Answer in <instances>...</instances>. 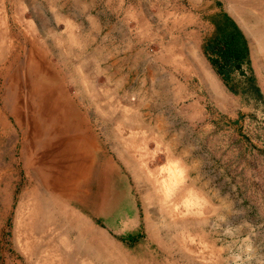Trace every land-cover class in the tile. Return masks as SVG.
Listing matches in <instances>:
<instances>
[{
  "label": "rangeland",
  "instance_id": "374dc122",
  "mask_svg": "<svg viewBox=\"0 0 264 264\" xmlns=\"http://www.w3.org/2000/svg\"><path fill=\"white\" fill-rule=\"evenodd\" d=\"M69 24L83 44L69 53L64 77L56 39H67ZM234 27L245 55L226 80L212 61L211 54L216 55L205 48ZM263 30L264 0H0V264H125L126 251L152 264H264ZM108 32L114 34L106 42ZM116 33L121 35L117 41ZM90 43L96 45L91 59ZM130 46L133 51H128ZM122 50L133 52L128 60L135 66H112V55ZM29 61L31 74L25 66ZM41 62L48 65L44 73ZM200 62L209 76L200 73ZM77 63L90 76L84 82L86 91ZM75 80L82 94H101L102 100H78ZM26 83L30 92H23ZM48 92L71 95L85 118L81 159L85 163L94 158L91 172L96 179L87 191L74 188L69 206L115 243L113 258L103 251L88 252L81 243L65 250L60 244L63 233L73 242L76 233L68 234L62 205L54 203L48 210L47 204H40L41 188L51 189L46 187L47 169L52 155L61 150L56 148L60 136L54 124L44 129L49 123L43 111L25 124L28 110L17 94ZM117 94L125 101L142 98L144 116L127 112ZM62 108L70 127L75 114L67 117L69 109L59 105ZM106 109L112 115L111 129L104 131L100 128ZM123 111L128 113L124 118ZM132 120L135 123H128ZM160 124L165 129H158ZM130 125L142 131L130 132ZM120 137L130 146L117 145ZM167 142L172 144L168 154L179 156L187 166L185 182L193 184L188 234L163 226L162 220L169 224L170 219L147 175L136 177L117 155L132 151V157L142 156L145 168L150 170L152 164L157 170L167 164ZM195 192L208 202L197 205ZM168 207L172 215L173 205ZM148 224L161 225L165 246L159 247L150 236Z\"/></svg>",
  "mask_w": 264,
  "mask_h": 264
},
{
  "label": "crops",
  "instance_id": "0c3cea01",
  "mask_svg": "<svg viewBox=\"0 0 264 264\" xmlns=\"http://www.w3.org/2000/svg\"><path fill=\"white\" fill-rule=\"evenodd\" d=\"M119 24L121 25V23H119ZM27 27L32 30L34 28L33 22L32 21H29L27 23ZM74 28H75V26H73L72 24H69L68 27H65V32L68 35L67 36V39H65L63 36H62V38L60 37V38H57L56 39V45H57V47L59 49L58 63L61 65V68H63L62 70L60 69V73H61V71H63V74L62 75L64 77L65 76L68 77V75L65 72L64 66L67 65V59H68L69 53H73L75 51V49H77V47L79 49L80 47H82V44H83V41H82V38L80 37V34L76 33ZM61 34H63V32ZM106 34H107L106 35V42H107L109 40V34H114V33L113 32H110V33L108 32ZM118 36H121V35L119 33H116L115 35H113V37H114V39L116 41H117ZM134 41H132V43ZM138 41H139V39H138ZM263 41H264V39H263ZM263 41L260 40V43H262ZM48 43L49 42H47V40H46V45ZM115 43H119L120 44V42H114L113 41V44H115ZM76 45H77V47H76ZM138 46L139 45H136V50L138 49ZM93 47L96 50V45L95 46H91V43H90L89 51H92V52H88V55L90 53V59H91V55H92L93 51H94V56L96 54V52L93 49ZM85 48H81V50H85ZM121 49H123V48L121 47ZM133 49H134V46H130L128 48V51L129 50H132L133 51ZM126 51H127V48H126ZM132 56H133V52H130V53H126L125 54L124 53V50H122V52L120 54L114 53L112 55V57H111V60H112L111 64H112V66H117L118 65L119 68H123V67L124 68H127V67L130 68V66L133 67V66H135L134 65L135 62L132 60L133 62L132 63L131 62L129 63V60H128ZM81 58H82V56H81ZM95 60H96V58H95ZM118 60H120V62L119 63H116ZM75 61H76V58H75V60L73 62H71V64L74 63ZM138 63H139V61H138ZM40 64H41V67H42L41 68V71L43 73L46 72V70L43 69V67L46 68L48 65H45V64L43 65L42 62ZM142 64H144V63H141L139 65H142ZM136 65H137V62H136ZM25 66L26 67L27 66H30V68H26V71L28 72V74H31L32 67H33L32 61H29L28 64L26 62ZM81 66H82V63H77L76 64V68H78V70H80L81 72H83L82 73V76L83 77H81L82 82H80V83L83 84L84 90L86 91V89H85V85L86 84L84 82L89 81L90 80V78H89L90 76H89V74H86L85 71H83L82 69L79 68ZM198 66L200 67V73L204 77L205 76H209L210 73L205 68V65L204 64H202L200 62V65H198ZM89 67L94 69V65H90ZM125 72H126V70H125ZM47 74H49V72H47ZM46 81L48 82V80H46ZM93 81H96V80L93 79ZM74 82H75V84H74L75 88H77V91H79L81 93V94H76L75 95V97L78 100L79 99H81V100L83 99L82 101H84V100L85 101H88L90 99L89 100L90 102H95L97 100H100V101L102 100L101 97H99L101 94H82L81 85L76 80ZM62 84L64 85L65 83H62ZM86 87H88V86L86 85ZM103 88H107V87H103ZM215 90H217L216 87H215ZM64 93L63 94H60V96H53V94H51V98L50 97L49 98L47 97L48 98V101L46 100V96H45L46 93H42V94H40V93H38V94H24L25 97H23L22 94H17L18 95V98H20V99H22L24 101V105L26 106V110H28V115H29L28 117L29 118L28 119H27V117L25 118V122H26L25 124L31 123V119L34 118L33 115L36 114L35 113V109H34L33 106H35V107L38 106V110H40V111L43 110V108H45L44 105L46 103L47 104H50V106L52 108H54V109L57 108L55 110L54 109H51V111L48 113V114H50L48 116L50 118V119H48L50 123L48 124V126H47V124H45L44 129L50 130V128L52 127V124H54V125L57 126L56 127L57 129L56 130L59 131L58 136H60V137H59V144H57L56 147L58 149L63 150V151L60 150L59 151L60 154L58 153L59 155L56 152L55 154L52 155L53 158H50L51 159L50 163L53 162V161L54 162L51 163L49 169H47V172H48V179H47V181L48 182L46 183V185H47L48 188L51 187V189H47L46 190L47 191V194L44 193L42 195V197H44V198L41 197L39 199L40 202H41L40 204H47V207L49 209L54 206L53 205L54 203H59V204L63 205L62 206V209L63 210H61V211L64 214L63 215L64 217L62 219L65 220V218H66V220L68 222L67 226L69 227V230H70V231H68V234L71 236L72 231H74L77 234L76 239L73 242L72 240L71 241L69 240V238L66 236V233L65 232L63 233V239H61L60 242H62V243L65 244L64 245V249L65 250L68 251L69 248H73V247H74V249H76V248H78V245H80L78 243H82V245L84 246V249L86 251H88V252L89 251H93L94 253H96L97 251H102L103 250L102 254L105 253L106 254V258H108L109 256L111 258H113L112 249L114 248L113 246L115 245V243L112 242L110 239H108V236H105L106 234H105V232L103 230H102L103 233L100 232L101 231V228H99L96 225L92 224L91 221L88 218L84 217V215L82 213L78 212L75 207L69 206V203H70L69 202V199H72L74 197V196H71L73 194V192H74V188L75 189L76 188H79L83 192L84 191H87L88 190V187H89V185L91 183V181L95 180L96 179V176H92V172H91L94 158H92L91 160L89 159L88 162H87V160H84L86 164L82 161V159H81L82 158V155L80 153V147H81L80 146L81 145L80 140L81 139H79L78 137L75 138V136H79V135L81 136V134H80L81 127L80 126L82 124H85L86 123V122L83 121V120H85V118L81 117L80 107L75 106L74 101H71L70 95L69 94H64ZM103 93L105 94V91L104 90H103ZM47 94H50V93L48 92ZM92 95H94V98H93ZM105 95L110 97L113 94H105ZM105 95L103 97H106ZM115 95L116 94H114L113 96L116 97ZM117 96H120L123 105L125 107H127V109H128L127 112H131V111H134L135 112L136 111L137 114H139L141 116H144L143 115V112H141L143 110V107H144V104L143 103H140V101H143L142 98H136V100H134V101H131V100L125 101V99H123L120 94H117ZM124 97H126V95ZM58 98L60 100V103L58 101H56V99L58 100ZM64 99H66L67 102H65ZM70 102H71V105L69 104ZM90 102H89V104H90ZM18 103H20V102H18ZM59 105L60 106H64L65 105L67 108L70 106V108L73 109V110H71V112H67V117H68V113L70 115H72V113H74L75 114V117H76V118L75 117L73 118V121L74 122L71 125L72 128H71V126L70 127H67V123H64V122H66L65 118L62 119V117L64 115V110L62 108V111H60L61 109L59 110V108H58ZM36 109H37V107H36ZM17 113H18V115L20 114L18 108H16V114ZM104 114H105V117H103V120H104L103 123H105V124H103L102 125L103 128L101 127L100 129L101 130H104V131H107V130L111 129L110 122H108V121H109V119L111 118L112 115H111V112L108 109H106V111L104 112ZM54 115H56V119H53V118H55ZM116 119H117V117L113 119V121L115 123H117L116 121H119L118 119L117 120ZM55 121H57V122H55ZM125 121H127V120H125ZM128 123H130V124L131 123H135V121L132 120L131 122H128ZM92 126L93 125L89 126L90 131L94 130V128ZM26 128L27 127H25V129ZM157 128L161 130V129H165V126H162L160 124V126H158ZM141 129H142L141 127H138V126L135 127V126H132V125H130L129 128H128V130L130 132H133V133L139 132V130H141ZM93 136L94 135H92V137ZM118 142L120 143L119 140H118ZM76 144H77V147H76ZM95 145H96V143H95ZM117 145H119V144L117 143ZM120 145L122 146L121 143H120ZM127 146H130V145H127ZM170 146H172L171 143H168L167 142V143L164 144V147L167 148V153H166L167 164H166V166H162V167H160L157 170L155 169V167L153 168L152 164H151L150 170H149V167L148 166H146V168H145V166H144L145 160L142 158V156L141 157L134 158V157H132L133 156V154H132L133 152L132 151H131L132 153L130 152V154H128V152H126V155H125V153L123 154V152H122L121 156L119 154H117V155L120 158V161L123 162L127 166V168H129V167L131 168L132 167L131 169L135 173L134 175L136 177H139V174H141L140 172H144L147 175L148 180L152 183V185H153V187L155 189V192L157 193L155 195L158 196L159 202L163 205L162 207L164 208V211L166 213L165 216H167L170 219V223L169 224H165L166 222L164 220H162V223L164 224L163 226H172L174 228H177L178 230L182 229L181 230L182 232L188 234L189 233V230H188L187 225H188V223L192 222V220H193V218L191 217L192 216L191 215V211L193 210V202H194L193 201L194 200L193 199L194 198L193 197L194 196V193H193V191H194L193 190V184L192 183H189L188 184V183L185 182V179L187 177V166L185 165V162L179 156L168 154L169 153V148H171ZM71 147H73V150H72ZM68 148H70L72 151L69 150ZM69 151H70V153H69ZM76 151H77V154H76ZM56 154H57V156H56ZM66 155H68V156H66ZM122 155L124 157H122ZM136 155L138 156L139 154H136ZM55 157H58V158H55ZM101 157L102 156L100 155L99 160H101ZM63 158H64V162H63ZM122 158H123V160H122ZM125 158H126V161H124ZM171 158H174V159L178 158L180 164H178V166H176L175 169L172 170V172H170V173L164 172V170H162V169H164V168L165 169L166 168H170L169 167V163L170 164L173 163V161L171 160ZM72 159H74V160H72ZM128 160H129V162H128ZM132 160H134V162ZM135 161L137 163L139 162L140 164H142L143 167L141 168V166H138L135 163ZM26 162H28V161H26ZM61 163H62V165H61ZM128 164H130V165H128ZM56 166L57 167L60 166L61 169H58V168H57V170L54 169L53 167H56ZM52 170H55L56 172L55 171H52ZM49 174H50V176H49ZM77 182H79V183H77ZM164 182H166L165 186L162 185ZM83 184H84L85 189H84V187H82ZM168 186H170V187L168 188ZM162 187H163V189H166V190H164V191H163V189L161 190ZM165 187H167V188H165ZM46 191H43V192H46ZM54 192H55V195H54ZM161 192H162V194H161ZM48 193L50 194V196H49ZM195 193H196L195 196H196V198L198 200L196 202L197 205L202 204L204 202V200H205V203L208 202L207 199H206L207 197L206 198H203L200 193H198V192H195ZM45 194L48 195L47 198H46V195ZM76 197H77L76 198L77 201L78 200H81L80 199L81 198L80 196L76 195ZM64 198L66 199V201L64 200ZM50 201H51V203H50ZM67 202H68V204H67ZM48 203L51 204V205H49ZM178 204H180V206H181V209L178 210L181 215H180V218H175V216L173 214L174 212L171 215L170 209H169L170 207H168V205H173V207L176 206L177 209H178ZM173 207H172V210H173ZM59 208L61 209V206H59ZM186 211H188V213ZM185 214H187L188 216L185 215ZM67 215H69V216H67ZM73 216H74V219L72 218ZM151 217H152V215L149 216L148 219H150ZM186 220H188V223H187ZM69 222H70V224H69ZM72 223H73V225H72ZM179 224L182 225L183 227L182 226H179ZM156 225L155 226H152V225L148 224V230H149L150 236H152L154 239H156L157 245L159 247L165 246L164 241L159 236V235L164 234L165 232L162 231V228H161V225L160 224L159 225L156 224ZM159 229H160V231H159ZM81 230H82V232H81ZM87 232H88V234L89 233L90 234L88 235ZM107 240H108V242H107ZM69 241L72 243V245H70V242ZM66 242H67V244H66ZM110 245H112V246H110ZM111 247H113V248H111ZM69 251H72V249H69ZM148 251H150V250H148ZM126 254H128L129 256L128 255H126V256L124 255L126 257V258L124 257L126 259L125 264H152V263H154V261H149L145 256L141 257V256L137 255L136 253H131L129 251H126Z\"/></svg>",
  "mask_w": 264,
  "mask_h": 264
},
{
  "label": "trees",
  "instance_id": "16d2710c",
  "mask_svg": "<svg viewBox=\"0 0 264 264\" xmlns=\"http://www.w3.org/2000/svg\"><path fill=\"white\" fill-rule=\"evenodd\" d=\"M239 31L234 27L218 35L208 44L205 50L208 53H214L212 61L226 80L230 77L235 68L241 67L240 60L243 59L245 52L241 48Z\"/></svg>",
  "mask_w": 264,
  "mask_h": 264
},
{
  "label": "bare ground",
  "instance_id": "6f19581e",
  "mask_svg": "<svg viewBox=\"0 0 264 264\" xmlns=\"http://www.w3.org/2000/svg\"><path fill=\"white\" fill-rule=\"evenodd\" d=\"M248 7H249V6H248ZM255 7H256V6H255ZM261 7H262V6H261ZM253 28H254V27H253ZM253 28H252V29H253ZM250 30H251V29H250ZM260 31H261V30H260ZM263 31H264V30H263ZM250 32H251V31H250ZM259 35H260V32H259ZM254 36H256V35H254ZM257 37H259V36H257ZM261 38H262V37H261ZM260 46H261V45H260ZM78 66H79V65H78ZM82 73H83V72H82ZM41 79H42V80H45L43 77H42ZM27 86H28V85H27V83H26V86H24L23 92H30V91H29V88H27ZM85 86H86V85H85ZM21 94H22V93H21ZM28 94H30V93H28ZM31 94H32V93H31ZM45 96H46V100H47V101H48V98H49V97L51 98V94H45ZM70 96H71V95H70ZM47 97H48V98H47ZM78 98H79V97H78ZM87 98H88V97H87ZM26 99H27V98H26ZM56 100H57V99H56ZM82 100H83V99H82ZM89 100H90V99H89ZM89 100H88V101H89ZM25 101H26V100H25ZM64 101L67 102L66 99H64ZM89 102H90V101H89ZM111 102H112V105H113L114 102H113V101H111ZM59 103H60V101H59ZM69 104L71 105V102H70ZM144 104H145V103H144ZM30 106H31V105H30ZM44 106H45V108H43V110H41V111L38 110V106H36L37 109H36L35 106H33V107H34V109H35V113H36L37 116H41V112L43 111V114H45V115L47 116V119H46L45 123H50L49 120H48V116H49L50 114H48V113L51 111V109H54V108H52V107L50 106V104H47V103H46ZM63 107H65V105H64ZM107 107H108V106H107ZM58 108H59V106H58ZM110 108H111V107H110ZM55 109H57V108H55ZM55 109H54V110H55ZM68 109H69V112H71L72 109L70 108V106L67 108V111H68ZM52 111H53V110H52ZM65 111H66V109H65ZM58 112H59V111H58ZM78 112H79V111H78ZM107 113H108V112H107ZM64 114H65V113H64ZM127 114H128V113H127L126 111H123V112L121 113V117L124 118L125 116H127ZM34 115H35V114H34ZM34 115H33V116H34ZM61 115H62V114H61ZM63 116H64V115H63ZM68 116H70V115H68ZM57 117H58V116H57ZM64 118H65V117H64ZM70 118H71V117H70ZM27 119H28V118H27ZM62 119H63V117H62ZM71 119H72V118H71ZM116 120H117V119H116ZM118 120H119V118H118ZM20 121H21V120H20ZM142 121H143V120H142ZM60 122H61V121H60ZM62 122H63V121H62ZM68 125H69V124H68ZM62 127H63V126H62ZM68 127H69V126H68ZM80 127H81V126H80ZM71 128H72V126H71ZM102 128H103V127H102ZM65 130H66V129H65ZM65 130H64V131H65ZM68 130H69V129H68ZM62 131H63V130H62ZM62 131H61V132H62ZM58 132H59V131H58ZM75 134H76V133H75ZM65 135H66V134H65ZM81 135H82V134H81ZM86 135H87V134H86ZM77 137H78L79 139L81 138L80 135H79V136H75V138H77ZM87 137H88V136H87ZM126 137H127V136H126ZM84 138H85V137H84ZM84 138H83V139H84ZM123 138H124V136H123ZM127 138H128V137H127ZM58 139H59V138H58ZM118 139H119V137H118ZM72 140H73V139H72ZM53 141H54V140H53ZM64 141H65V140H64ZM84 141H85V140H84ZM86 141H87V140H86ZM119 141L122 142L123 145H124L125 147L127 146V142H126L125 140H122L121 137H120V140H119ZM69 142H70V141H69ZM87 142H88V141H87ZM84 143H85V142H82L80 146H82V144H83V146L85 147ZM94 143H95V142H94ZM117 143H118V142H117ZM113 144H114V143H113ZM69 145H70V144H69ZM69 145H68V146H69ZM119 145H120V144H119ZM76 147H77V144H76ZM84 147H82V148H84ZM87 147H88V146H87ZM51 148H52V147H51ZM56 148H57V147H56ZM59 148H60V147H59ZM71 148H72V147H71ZM119 148H121V147H119ZM125 149H126V148H125ZM69 150H70V148H69ZM76 150H77V149H76ZM78 150H79V149H78ZM89 150H90V149H89ZM121 150H122V149H121ZM121 150H120V151H121ZM48 151H49V150H48ZM61 151H63V150H61ZM74 151H75V150H74ZM49 152H50V151H49ZM52 152H53V151H52ZM80 152H81V151H80ZM118 152H119V149H118ZM57 153H58V152H57ZM66 153H67V152H66ZM69 153H70V152H69ZM76 154H77V151H76ZM121 154H122V153H121ZM123 154H124V153H123ZM58 155H59V154H58ZM56 156H57V155H56ZM67 156H68V155H67ZM73 157H74V156H73ZM83 157H84V156H83ZM83 157H82V158H83ZM122 157H124V156L122 155ZM126 157H127V156H126ZM57 158H58V157H57ZM61 158H62V157H61ZM84 158H85V157H84ZM128 158H129V157H128ZM74 159H75V158H74ZM74 159H72V160H74ZM130 159H131V158H130ZM55 160H56V159H55ZM122 160H123V158H122ZM171 160L173 161V163H171V164L169 163V167H170V168H166V169L164 168V169H162V170H164V172H168V173H170V172H172V170L175 169L176 166H178V164H180L178 158H176V159L171 158ZM124 161H126V158H125ZM132 161L134 162V160H132ZM53 162H54V161H53ZM53 162H51V163H53ZM61 162H62V161H61ZM63 162H64V158H63ZM128 162H129V160H128ZM135 163H136V161H135ZM61 165H62V163H61ZM128 165H130V164H128ZM132 165H133V164H132ZM0 166H1V165H0ZM167 166H168V165H167ZM58 167H60V166H58ZM62 167H63V166H62ZM53 168H54V167H53ZM53 168H52V169H53ZM129 168H130V167H129ZM131 168H132V167H131ZM131 168H130V169H131ZM54 169H55V168H54ZM167 169H168V170H167ZM131 170H132V169H131ZM135 170H136V169H135ZM144 170H145V169H144ZM52 171H55V170H52ZM59 171H60V170H59ZM55 172H56V171H55ZM55 172H54V173H55ZM173 172H174V171H173ZM87 173H88V172H87ZM140 173H141V172H140ZM147 173H148V172H147ZM55 174H56V173H55ZM136 174H137V173H136ZM49 176H50V174H49ZM168 176H169V175H168ZM84 178H85V177H84ZM81 180H82V179H81ZM59 181H60V180H59ZM8 182H9V181H8ZM141 182H142V181H141ZM158 182H159V181H158ZM39 183H40V182H39ZM61 183H62V182H61ZM77 183H79V182H77ZM53 184H54V183H53ZM165 184H166V182H164L162 185L165 186ZM48 185H49V184H48ZM54 185H55V184H54ZM162 185H161V186H162ZM169 185H170V184H169ZM49 186H50V185H49ZM43 187H45V186H43ZM46 187H47V186H46ZM169 187H170V186H168V188H169ZM52 188H53V187H52ZM165 188H167V187H165ZM84 189H85V187H84ZM162 189H163V187L161 188V190H162ZM42 190H44V189L41 188V194H42V195H43V193H46V194H47V191L42 193ZM164 190H166V189H163V191H164ZM44 191H45V190H44ZM55 192H56V191H55ZM168 193H169V192H168ZM46 194H45V195H46ZM48 194H49V193H48ZM61 194H62V193H61ZM161 194H162V192H161ZM63 195H64V194H63ZM148 195H149V194H148ZM165 195H166V194H165ZM46 196H48V195H46ZM49 196H50V194H49ZM63 197H64V196H63ZM63 197H62V198H63ZM161 197H162V196H161ZM42 198H44V197H42ZM48 198H49V197H48ZM65 198H66V197H65ZM65 198H64V200L66 201ZM152 199H153V198H152ZM44 201H45V200H44ZM67 201H68V200H67ZM42 202H43V201H42ZM52 202H53V201H52ZM40 203H41V202H40ZM50 203H51V201H50ZM48 204H49V203H48ZM67 204H68V202H67ZM3 205H4V204H3ZM49 205H51V204H49ZM54 206H55V205H54ZM62 206H63V205H62ZM67 206H68V205H67ZM178 206H179V205H178ZM45 207H46V206H45ZM50 207H51V206H50ZM68 207H69V206H68ZM55 208H56V207H55ZM155 208H156V207H155ZM157 208H158V207H157ZM36 209H37V208H36ZM49 210H50V209H49ZM41 211H42V210H41ZM51 211H53V210H51ZM44 212H45V210H44ZM58 212H59V211H58ZM171 212H172V211H171ZM173 212H174L173 214H174L175 218H180V215H181V214H180V212L178 211V209H177L176 206L173 207ZM42 213H43V212H42ZM75 213H76V212H75ZM59 214H62V213L60 212ZM62 215H63V214H62ZM76 215H77V214H76ZM185 215H186V214H185ZM67 216H69V215H67ZM45 217L48 218L47 216H45ZM63 217H64V216H63ZM63 217H62V218H63ZM62 218H61V219H62ZM69 218H70V217H69ZM72 218L74 219V216H73ZM49 220H50V219H49ZM65 220H66V218H65ZM54 221H55V220H54ZM58 221H59V220H58ZM66 221H67V220H66ZM79 221H80V220H79ZM177 221H178V220H177ZM174 222H175V221H174ZM189 222H190V221H189ZM56 223H57V222H56ZM75 223H76V222H75ZM91 223H92V222H91ZM69 224H70V222H69ZM72 225H73V223H72ZM74 225H75V224H74ZM185 225H186V224H185ZM87 226H88V225H87ZM179 226H182V225L179 224ZM179 226H178V227H179ZM75 227H76V226H75ZM92 227H93V226H92ZM95 227H96V226H95ZM95 227H94V228H95ZM97 227H98V226H97ZM171 227H172V226H171ZM182 227H183V226H182ZM182 227H181V228H182ZM80 229H81V228H80ZM86 229H87V228H86ZM95 229H96V228H95ZM155 229H156V228H155ZM76 230H77V229H76ZM89 230H90V229H89ZM89 230H88V231H89ZM157 230H158V229H157ZM69 231H70V230H69ZM90 231H91V230H90ZM96 231H97V230H96ZM159 231H160V229H159ZM72 232H74V231H72ZM81 232H82V230H81ZM93 232H94V231H93ZM100 232H102V229H101ZM100 232H99V233H100ZM102 233H103V232H102ZM83 234H84V233H83ZM87 234H88V232H87ZM87 234H86V235H87ZM89 234H90V233H89ZM89 234H88V235H89ZM88 235H87V236H88ZM99 235H100V234H99ZM66 236H67V235H66ZM76 236H77V234H76ZM78 236H79V235H78ZM105 236H106V235H105ZM86 238H87V237H86ZM78 242H79V241H78ZM83 242H84V241H83ZM107 242H108V240H107ZM109 242H110V241H109ZM60 243H61V242H60ZM61 244H62V243H61ZM66 244H67V242H66ZM81 244H82V243H81ZM110 244H111V243H110ZM70 245H71V244H70ZM75 245H76V244H75ZM107 245H108V244H107ZM81 246H82V245H81ZM110 246H112V245H110ZM85 247H86V246H85ZM98 247H99V246H98ZM108 248H109V247H108ZM111 248H113V247H111ZM117 248H118V247H117ZM71 249H74V248H71ZM88 249H89V248H88ZM113 250H115V248H114ZM122 250H123V249H122ZM102 251H103V250H102ZM118 252H119V251H118ZM69 253H70V252H69ZM63 254H64V253H63ZM104 254H105V253H104ZM118 254H120V253H118ZM124 254H125V253H124ZM122 255H123V254H122ZM122 255H121V257H122ZM126 255H128V254H125V256H126ZM105 256H106V255H105ZM119 256H120V255H119ZM125 256H124V257H125ZM128 256H129V255H128ZM128 256H127V257H128ZM124 257H123V258H124ZM64 258H65V257H64ZM108 258H109V257H108ZM110 258H111V257H110ZM125 258H126V257H125ZM72 259H74V258H72ZM119 259H120V258H119ZM104 260H105V259H104ZM107 261H108V260H107ZM118 261H119V260H118ZM114 262H115V261H114ZM107 264H109V263H107ZM116 264H117V263H116ZM118 264H119V263H118Z\"/></svg>",
  "mask_w": 264,
  "mask_h": 264
}]
</instances>
